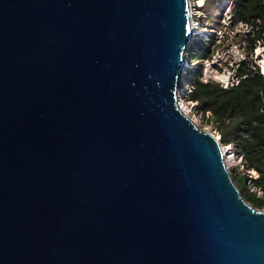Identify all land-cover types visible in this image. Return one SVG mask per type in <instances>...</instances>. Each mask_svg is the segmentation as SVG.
Masks as SVG:
<instances>
[{
  "label": "water",
  "instance_id": "obj_1",
  "mask_svg": "<svg viewBox=\"0 0 264 264\" xmlns=\"http://www.w3.org/2000/svg\"><path fill=\"white\" fill-rule=\"evenodd\" d=\"M193 38L189 0H0V264H264Z\"/></svg>",
  "mask_w": 264,
  "mask_h": 264
},
{
  "label": "trees",
  "instance_id": "obj_2",
  "mask_svg": "<svg viewBox=\"0 0 264 264\" xmlns=\"http://www.w3.org/2000/svg\"><path fill=\"white\" fill-rule=\"evenodd\" d=\"M218 1L220 0H209L206 7ZM233 1L238 19H264V0ZM200 40L208 39H197L196 42ZM204 48L200 45L198 51L203 52ZM190 51H193V45ZM189 56L192 58L193 55ZM188 75L191 84L185 90H191L185 96L195 101V106L203 113H211L221 144H233L237 154L243 156L244 161L258 171L259 177L254 184L264 189V76L252 72L239 85L225 89L216 83L202 82L199 71L188 72ZM231 174L243 196L255 207L263 208L264 200L246 187V177L234 169Z\"/></svg>",
  "mask_w": 264,
  "mask_h": 264
},
{
  "label": "built area",
  "instance_id": "obj_3",
  "mask_svg": "<svg viewBox=\"0 0 264 264\" xmlns=\"http://www.w3.org/2000/svg\"><path fill=\"white\" fill-rule=\"evenodd\" d=\"M209 0H189L194 24V39H210L209 53L199 64V79L204 83H216L228 89L235 87L250 73L264 76V19L258 17L252 21L238 19L235 15L233 0H220L215 4L214 16L217 21L209 27L202 25L205 8ZM194 42V41H193ZM187 55V70L194 68L191 56ZM191 89L188 88L187 92ZM185 90V94L187 93ZM185 104L189 100L185 96ZM202 115V114H201ZM200 115V116H201ZM207 116L211 113L208 111ZM227 153L234 164H240L247 186L251 192L262 195L264 189L255 185L259 173L250 167L244 157L238 155L233 144L225 145Z\"/></svg>",
  "mask_w": 264,
  "mask_h": 264
},
{
  "label": "rangeland",
  "instance_id": "obj_4",
  "mask_svg": "<svg viewBox=\"0 0 264 264\" xmlns=\"http://www.w3.org/2000/svg\"><path fill=\"white\" fill-rule=\"evenodd\" d=\"M205 12H206V16L205 18L201 19V23L202 25H206L207 27L211 26L213 24V22L217 21V18H215L214 16V12H215V4L211 5V6H208L205 8ZM196 39V38H194ZM194 41V44H193V51L191 52L190 51V48H189V53L188 55H193L192 56V61L194 62L195 66L193 69H188V70H185V73L182 75V78L180 80V83H179V86L180 88H186L187 85H190L191 82L189 81V75H188V72L190 73H193V72H198L199 71V64L201 63V59L202 58H205L206 55L208 54L207 52L209 51L210 49V45H211V40L208 39V40H200V41H197L196 40H193ZM204 46L205 48L203 50L205 51H201L199 52L198 51V47L199 46ZM189 58V56H188ZM184 85V87H183ZM187 92V90H186ZM187 98V97H186ZM190 102H189V108H191L190 113L187 114V110L185 111L187 115H189L192 120L194 121V123H196L202 130L206 131L207 133L211 134L212 136H214L215 138H218L219 140V134L218 132H216L215 128H214V125H213V122H212V117L211 115L210 116H207L206 113H203L199 108H197L196 105V102L195 101H192L190 98H187ZM183 105H185V103H183ZM186 108V107H185ZM202 114V115H201ZM201 115V116H200ZM220 141V140H219ZM221 143V142H220ZM222 146H225L223 144H221ZM228 153H227V150H226V157L228 159V168L229 170H235L238 174L239 172L243 174V168L240 164H234L233 161L231 160L230 156L228 157ZM246 187L247 184H245ZM251 192V190H250ZM253 193V192H252ZM256 196L260 199H263L264 200V193L262 195H257ZM259 208V207H257ZM260 210H263L264 211V207L263 208H259Z\"/></svg>",
  "mask_w": 264,
  "mask_h": 264
},
{
  "label": "bare ground",
  "instance_id": "obj_5",
  "mask_svg": "<svg viewBox=\"0 0 264 264\" xmlns=\"http://www.w3.org/2000/svg\"><path fill=\"white\" fill-rule=\"evenodd\" d=\"M185 103H186V102H185ZM179 105H181L180 107L183 109L184 112L187 110V111H188L187 114L190 113L189 110H191V108H189V105H188V106H186V104L183 105V103H181V102H180ZM185 107H186V108H185ZM185 113H186V112H185ZM215 139L218 140V138H215ZM218 141H219V140H218ZM219 148H220V150H221V152H222V154H223V156H224V160L226 161V164H228V159H227V157H226V147L222 146L221 143H220V141H219ZM228 157H229V156H228ZM263 212H264V211H263Z\"/></svg>",
  "mask_w": 264,
  "mask_h": 264
},
{
  "label": "clouds",
  "instance_id": "obj_6",
  "mask_svg": "<svg viewBox=\"0 0 264 264\" xmlns=\"http://www.w3.org/2000/svg\"><path fill=\"white\" fill-rule=\"evenodd\" d=\"M185 89V88H184Z\"/></svg>",
  "mask_w": 264,
  "mask_h": 264
}]
</instances>
